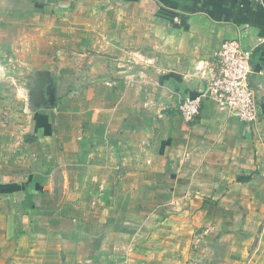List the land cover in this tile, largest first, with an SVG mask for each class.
<instances>
[{
  "label": "crops",
  "instance_id": "crops-1",
  "mask_svg": "<svg viewBox=\"0 0 264 264\" xmlns=\"http://www.w3.org/2000/svg\"><path fill=\"white\" fill-rule=\"evenodd\" d=\"M53 24L81 57L47 70L50 105L37 82L21 93L14 49L38 34L46 60ZM231 39L257 120L204 100L186 121ZM210 199L264 207V0H0V264H193Z\"/></svg>",
  "mask_w": 264,
  "mask_h": 264
},
{
  "label": "rangeland",
  "instance_id": "rangeland-1",
  "mask_svg": "<svg viewBox=\"0 0 264 264\" xmlns=\"http://www.w3.org/2000/svg\"><path fill=\"white\" fill-rule=\"evenodd\" d=\"M53 25L52 30L55 29L48 39L51 54L45 58L46 60H44L46 54L43 53L47 51V48L45 43L38 44V34H32L33 39L29 40V46L18 47V40L17 50L14 49V63L18 62L23 65L20 67H25V70H18L15 68L16 64L14 65V75L21 79L18 83L23 94H25L24 89H29L27 85L33 86L41 79L42 73L47 70L59 71L67 61L69 63L81 57L80 54L73 52L74 48L67 47L66 53L62 51L65 46L63 48L62 43L59 42L62 39H59L58 35L59 26ZM65 28L71 29L70 25H66ZM27 46L28 50H26ZM31 58L32 65H26L24 60L29 61ZM42 60H44L43 63L40 62ZM59 61H62L61 64H58ZM44 65L48 68H43ZM33 66L39 69L30 70ZM246 206L247 204H244L241 210L236 212L230 209L226 212L214 199H210L205 210L203 207H197L189 218L194 229L188 234L185 233L188 238L190 237L187 255H194L193 264H264V207H261L256 214L254 210H251L252 206L250 208ZM233 258L238 259L234 262Z\"/></svg>",
  "mask_w": 264,
  "mask_h": 264
},
{
  "label": "built area",
  "instance_id": "built-area-1",
  "mask_svg": "<svg viewBox=\"0 0 264 264\" xmlns=\"http://www.w3.org/2000/svg\"><path fill=\"white\" fill-rule=\"evenodd\" d=\"M216 67L204 87L180 104L186 121L193 120L204 100L213 101L218 109L240 121L252 123L258 118V102L250 83L252 52L238 39L224 41L216 51Z\"/></svg>",
  "mask_w": 264,
  "mask_h": 264
},
{
  "label": "water",
  "instance_id": "water-1",
  "mask_svg": "<svg viewBox=\"0 0 264 264\" xmlns=\"http://www.w3.org/2000/svg\"><path fill=\"white\" fill-rule=\"evenodd\" d=\"M41 78L37 82L36 91H40L42 87L45 89V94L47 95L48 99L47 102L50 105H54L55 102V87L53 85V82L47 72H44L41 74Z\"/></svg>",
  "mask_w": 264,
  "mask_h": 264
}]
</instances>
